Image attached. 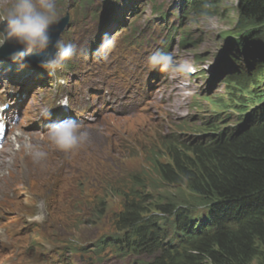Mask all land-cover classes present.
<instances>
[{"label": "trees", "instance_id": "trees-1", "mask_svg": "<svg viewBox=\"0 0 264 264\" xmlns=\"http://www.w3.org/2000/svg\"><path fill=\"white\" fill-rule=\"evenodd\" d=\"M221 2L181 0L197 18ZM237 12L219 79L226 103L218 107L234 120L202 128L205 138L162 146L163 163L145 153L167 194L147 193L144 176L149 186L121 195L115 226L149 264H264V78L255 79L264 69V0H239Z\"/></svg>", "mask_w": 264, "mask_h": 264}, {"label": "rangeland", "instance_id": "rangeland-1", "mask_svg": "<svg viewBox=\"0 0 264 264\" xmlns=\"http://www.w3.org/2000/svg\"><path fill=\"white\" fill-rule=\"evenodd\" d=\"M221 1L217 7L207 9L201 18L183 16L182 19L177 17L179 0H156L157 4L163 6L162 12L168 13V20L161 19V23L165 24L162 25L165 34L173 39L172 56L177 63L187 65V73H165L164 77L160 75L151 81L154 78L148 79L150 71L141 70L144 67L143 62L133 64L134 58L138 57L136 48H132L128 55L120 57L122 60L118 62L115 59L105 61V65L112 67L108 71L116 69L121 72L119 86L123 88L122 99L126 100L133 111L147 101L145 106L150 113L133 118L108 115L110 118L106 124L97 125L96 128L100 129L90 133V139L85 143L88 146L87 153L94 158L84 157V160L76 163L77 157L85 154L84 145L70 153L59 151L61 155L70 158V172L65 174L67 181L76 177L79 180L72 194L79 197V202L84 203L87 193L100 197L107 210L98 207L93 211L90 208L92 206H89L93 203L87 207L81 205L75 215L76 219H72L74 224L59 225L56 238L47 241L49 245L63 248L68 253L71 247L77 251L91 248L96 250L98 243L105 241L107 236L120 238L121 233L114 231L113 223L114 213L121 209L120 196L118 200L109 189L108 181L130 189L132 179L142 174L148 176L157 193L167 194L169 190L158 182L155 172L147 165L145 153L160 154V161H164L166 156L162 154L166 152L162 151V144L165 139L184 142L192 138L197 127L205 128L222 119L234 120L233 113L218 108L226 103L219 79L222 75V64L229 60L225 58V53L231 50L226 39L233 37L236 30L239 0ZM140 2L141 0L135 2L139 13L142 14L148 8L141 15V23L149 19L158 23L160 18H152L149 13V6L153 1L146 0L145 6ZM10 5L11 0H0V14ZM125 11L126 9V15ZM170 27H174L171 32ZM152 34L160 36L158 31ZM185 36H188L186 43L183 42ZM129 78L131 82L125 83ZM263 78L264 69L260 68L256 73V82ZM161 95L168 101L159 105L157 102L153 107L152 102L157 101ZM232 120L228 123H234ZM118 137L119 151L115 144ZM27 179L25 177L20 180L21 187L26 184Z\"/></svg>", "mask_w": 264, "mask_h": 264}, {"label": "clouds", "instance_id": "clouds-1", "mask_svg": "<svg viewBox=\"0 0 264 264\" xmlns=\"http://www.w3.org/2000/svg\"><path fill=\"white\" fill-rule=\"evenodd\" d=\"M59 22V13L55 0H13L10 7L0 14V48L6 44L15 45L9 59L19 63L20 68L30 67L28 58L43 54L38 66L55 76L58 70L63 71L67 64L78 53L73 44H65L59 39L53 40L51 27ZM113 41L105 35L101 41V49L110 48ZM150 67L157 68L170 75L185 74L187 65L177 63L174 57L163 51L153 52L149 58ZM40 116L48 119L49 109L44 108ZM47 137L49 142L59 151L70 153L83 146L89 132L82 129L75 120H63L49 126ZM30 148L34 159H42L47 153Z\"/></svg>", "mask_w": 264, "mask_h": 264}, {"label": "bare ground", "instance_id": "bare-ground-1", "mask_svg": "<svg viewBox=\"0 0 264 264\" xmlns=\"http://www.w3.org/2000/svg\"><path fill=\"white\" fill-rule=\"evenodd\" d=\"M129 1H132V0H129ZM141 1H142L143 6H145L147 4L146 0H141ZM151 1H153V2L150 3L149 13L151 15L155 16L156 18H160V21L158 23H155V24L151 23V26L152 25L153 26L164 25V23H161V19H164V21H167L168 20L167 19L168 13H165V12L161 13V11H163V6L157 4L156 0H151ZM147 9L148 8H146L144 10V12ZM130 10L133 11V8H131ZM125 12H129V10H126ZM143 13L141 14V12H140L139 15L143 16ZM183 16H190V13H189L188 8L185 5H183V3L182 4L180 3V9L177 10V17L183 19ZM115 17H118V19L115 20V23H114L115 26L121 27L120 29H118V33H119V30L121 31V30H124V28H125L124 22H122V23L118 22L119 18H121L122 21H127L125 19L133 18L134 16H127L124 14V12H121V10H119V7H116L115 8ZM139 19H141V18H139ZM156 26L154 28H156ZM122 27H124V28H122ZM166 101H168V99L165 100V96L161 95L160 98L156 102H152V106L154 107V104L157 102H158L157 103L158 105L159 104H165L164 102H166ZM165 106H167V105H165ZM203 132L204 131L201 128L199 135H202ZM206 136L207 135H202V138H205ZM88 141H89V139H88ZM168 143L169 142L163 143L162 146H165ZM169 144H171V143H169ZM183 144H185V143H183ZM169 146H171V145H167L166 147H169ZM179 146H182V145H179ZM155 155H157V154H154V156ZM164 155L165 154H162V156H164ZM145 160L147 162V159H145ZM24 168L27 172H29L30 174H33L34 179L37 181H39L42 178L43 174L46 175V173H44L42 171L41 166L37 165V163L34 162L33 159H31V161H26L24 164ZM50 174H54V172H52ZM4 183H6V180L0 179V197H1V200L4 203H7L9 206H13V207L8 213H6L5 211L3 213L0 212V220H5L7 226L9 227L10 230H11L12 225L16 228V231H17L16 240H18L20 243H24V245L30 244L31 242H33L35 240V238H37V236H36L37 230H36V228L33 229L32 227H30V224L25 219V213H24L23 205H25V206L31 205V202H30L29 198L27 197V194L24 195L25 189L23 187H20V189H18L17 187H14L13 189H11L12 187L9 186V183H6L7 185H4V186L1 185ZM160 194H162V193H160ZM126 207H127V204L125 203V208ZM152 213H154V212H151V214ZM54 233H57V231L54 230L52 227L44 226V227H42V230H41V237L45 236V235H49L53 239H55L56 236H53ZM124 237L126 238L125 234H124ZM11 250H13V249L7 247L6 251H8V252L5 253L0 248V264H2V262H9L12 264H14V263L21 264V262H22L21 258H19V259L16 258L14 256L15 253H10ZM59 253H62V252H59L58 247H57V249L55 251V255L53 257H48L47 254L43 251V249L41 247V242H40V248L37 251H34V254L36 255V257L40 259L38 264H58V263H61V264H81L84 261H86V259H84V258H87L86 255H83V258H80V255H79V258L76 260L60 261L57 258V255ZM32 254H33V252L30 253V255H32ZM147 255H148V253L144 252V256H145L146 260H147Z\"/></svg>", "mask_w": 264, "mask_h": 264}, {"label": "water", "instance_id": "water-1", "mask_svg": "<svg viewBox=\"0 0 264 264\" xmlns=\"http://www.w3.org/2000/svg\"><path fill=\"white\" fill-rule=\"evenodd\" d=\"M61 28H63V25H57L56 26V30L61 29ZM50 30H53V28H51ZM14 48H15L14 44H12V43L6 44L3 48L0 49V55L2 57L9 56V54L14 50ZM40 59H42V56H40L39 58H30V57L28 58L29 63L38 62Z\"/></svg>", "mask_w": 264, "mask_h": 264}]
</instances>
